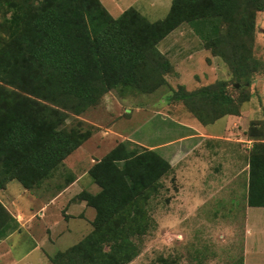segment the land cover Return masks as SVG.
Here are the masks:
<instances>
[{
    "label": "trees",
    "instance_id": "1",
    "mask_svg": "<svg viewBox=\"0 0 264 264\" xmlns=\"http://www.w3.org/2000/svg\"><path fill=\"white\" fill-rule=\"evenodd\" d=\"M257 10H264V0H171L166 15L150 21L134 7L113 17L100 0H0V191L11 180L26 189L40 185L83 145L92 132L79 122L66 124L70 115L116 87L144 94L163 84L173 67L157 44L182 23L212 32L201 35L203 47L249 84ZM170 98L183 101L204 125L239 114L248 99L234 97L225 80L190 91L180 85ZM254 128L246 203L264 207V131ZM170 169L156 148L126 140L112 145L87 171L99 190L77 196L95 211L92 229L52 264L129 263L150 226L148 201ZM3 221L10 222L5 231L19 229L0 203ZM158 262L173 264L164 257Z\"/></svg>",
    "mask_w": 264,
    "mask_h": 264
},
{
    "label": "rangeland",
    "instance_id": "2",
    "mask_svg": "<svg viewBox=\"0 0 264 264\" xmlns=\"http://www.w3.org/2000/svg\"><path fill=\"white\" fill-rule=\"evenodd\" d=\"M151 2L157 4L156 11L142 14L154 21L167 13L171 0H140L139 4L148 9ZM135 7L140 9L138 4H134ZM122 12L110 11L116 17ZM181 29L201 41V35L213 34L203 25L198 27V22L183 23ZM163 42L164 39L159 47ZM198 42L196 39V44ZM201 43L203 46V41ZM199 53L202 60L195 67L196 73L187 68L185 72L181 69L177 74H167L163 84L144 94L136 89L116 87L106 92L97 105L80 115H70L66 124L79 122L92 133L42 182L48 190L52 182L60 191L73 172L82 175V191L94 194L99 186L87 171L112 145L123 140L132 147L163 144L158 152L170 161L171 169L160 179L157 193L148 201L146 213L150 226L141 237L139 254L127 264H159L160 257L173 264H233L243 258L246 244L263 249L257 261L264 264V207H250L246 203L248 157L254 142L248 136L249 128L254 126L264 131V10L254 12L249 84L245 83L242 73L236 76L223 59L214 58L209 49ZM210 58L219 65L207 67ZM217 80H225L227 90L234 97L248 98L241 104L239 114L223 116L204 125L183 101L170 98L180 85L190 91ZM38 186L26 189L12 180L3 196L14 199L17 209L29 211L48 194L47 189L40 193ZM68 198L62 208L63 217L69 216L65 211L70 212L69 204L74 196L70 199L68 193ZM90 210L95 213L92 207L85 208L84 213L87 215ZM68 220V217L57 218L54 235H48L49 229L39 231V223L28 220L27 229L19 232L21 236L11 238L12 254L19 258L24 250L38 246L39 249L28 256L26 264H52L58 252L77 243L92 229L91 222L77 226L79 219ZM37 255H40L38 260ZM20 264H24V260Z\"/></svg>",
    "mask_w": 264,
    "mask_h": 264
},
{
    "label": "crops",
    "instance_id": "3",
    "mask_svg": "<svg viewBox=\"0 0 264 264\" xmlns=\"http://www.w3.org/2000/svg\"><path fill=\"white\" fill-rule=\"evenodd\" d=\"M100 1L109 13L112 10H119L120 12H122L124 9H127L128 7L130 6L134 7V4H138L140 9L136 7L135 8L141 13L148 15L149 14L148 11L150 10L153 11L157 5L151 2L150 6H148L147 9V7L141 6L139 4L140 0H130V1L100 0ZM113 17H116V15H114ZM182 25L183 23L180 24L175 29H173L163 38L164 42L162 43L161 47H159V43H161L163 39L160 40V42L157 44V47L158 50L164 56H166V58L170 61L173 67L174 74L175 73L177 74V70H181V69L183 70V72H185V69L187 68H192L193 69L192 73H196L195 67L199 66L198 63H201L202 60V56L201 53H199V51H202L205 48H203L201 43L202 41L200 38H195L193 35L186 34L182 29L179 30V27H182ZM196 39L199 41L197 44H196ZM197 46H201V48H198ZM213 57L216 58L217 56H213ZM210 63L206 62L207 67L209 68L215 65L216 66L219 65L217 60H211V58H210ZM161 146H163V144L149 146V148H156L158 150V148ZM81 179H82V175L70 172V179L67 181L64 188L61 189L60 191L55 189L52 182H51V190H48L46 188L47 185L43 184L44 183L43 182L37 187V190L38 191L42 190L40 193H43L47 189L48 194H44L45 198L44 199L40 198L38 205L33 206V208L30 207L29 211L17 209L13 205L14 199H9V200L6 199L3 196L4 190L0 191V203H2V205L6 208V210L16 219L19 227L18 230L11 231V229H7L5 231V229L8 228L7 226L10 224V222L6 221L7 223H5V221H3L2 223H0V234H1L0 264H20L22 260H24V264H26L28 256L31 253H35L37 249H39L38 246H34V248L30 249V251L24 250L23 254L20 255L19 258H16L12 254L13 252L11 249L13 247V243L11 242V238L15 235L21 236L19 232H22L23 229H27V226L29 225V224L27 225L28 220H30V223L31 221L36 220L37 223H39V227H40L39 231L41 232H47V230L49 229L50 232H48V235H54L55 232L54 226L55 223L57 222V218L59 217L62 218L63 220H65V217H68L69 220H72L74 222L79 219L81 222L77 224V226L82 225L85 222L90 225V222L93 219L95 213L92 214L90 210V212L86 215L84 213V209L85 208L89 209L90 206H86L87 204L84 200H79L75 198V196L84 189L82 188L84 187V185L81 182L82 181ZM68 193H70V199H72L74 196V200L71 201L69 204L70 212L69 210L65 211V214L69 216L63 217L62 208L63 205L65 207V205L69 201ZM81 214H83V217L79 216ZM36 215H39V217L37 218ZM69 233L70 232H68L67 234ZM262 251L263 249L258 246L246 244L243 249V264H259L257 260L259 259V257H261ZM36 257L38 260L40 255H37Z\"/></svg>",
    "mask_w": 264,
    "mask_h": 264
}]
</instances>
